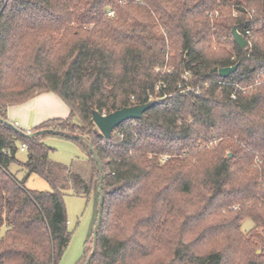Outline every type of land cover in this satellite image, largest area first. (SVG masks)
Returning a JSON list of instances; mask_svg holds the SVG:
<instances>
[{
  "label": "trees",
  "instance_id": "16d2710c",
  "mask_svg": "<svg viewBox=\"0 0 264 264\" xmlns=\"http://www.w3.org/2000/svg\"><path fill=\"white\" fill-rule=\"evenodd\" d=\"M46 93L70 116L29 132L62 135L6 123L9 107ZM151 101L109 139L92 120ZM0 118V264L60 263L67 192L93 203L87 262L101 176L89 145L104 175L90 264H264V0H2ZM46 135L74 141L92 174L85 160L53 162ZM23 145L18 180L9 168ZM31 175L51 190H28Z\"/></svg>",
  "mask_w": 264,
  "mask_h": 264
},
{
  "label": "rangeland",
  "instance_id": "374dc122",
  "mask_svg": "<svg viewBox=\"0 0 264 264\" xmlns=\"http://www.w3.org/2000/svg\"><path fill=\"white\" fill-rule=\"evenodd\" d=\"M217 16L218 13H214V17ZM20 127L24 130L27 129L24 126ZM44 142L53 149L52 153L50 154V159L53 162L71 167L75 161L85 160V162L81 165V172L85 176L92 174L91 166L87 163L88 157L74 141L55 135H46ZM27 156V152H18L17 162L13 163L9 168L10 172L13 173L18 180H23L27 174V172L20 166L21 163H24L27 160ZM228 156L232 157V154H229ZM260 165L261 161L259 158H257L256 166L259 168ZM25 187L28 190L34 191L51 190L50 185L37 175H31L26 181ZM64 204L68 218V229L72 233V237L69 246L66 249L59 264H80L84 258L87 241L93 226V203L85 196H77L73 192H67L64 196ZM253 226L254 223L252 220L247 219L242 223L241 230L244 234H247L253 228ZM257 254H263V250L259 249Z\"/></svg>",
  "mask_w": 264,
  "mask_h": 264
},
{
  "label": "water",
  "instance_id": "95a60500",
  "mask_svg": "<svg viewBox=\"0 0 264 264\" xmlns=\"http://www.w3.org/2000/svg\"><path fill=\"white\" fill-rule=\"evenodd\" d=\"M232 35L233 38L236 42V44L241 48H246L249 46V41L237 30V27H234L232 29ZM238 65L231 66V67H226V68H221L219 69V75L222 78H227L231 74L235 73L238 70ZM154 106V102H148L146 104H140V105H135L131 107H125L123 109L117 110L115 112H112L110 114H101L98 111H94L92 115V120L97 126L98 130L101 132V134L106 138L109 139L112 136L113 131L119 127L121 124L130 121V120H137L140 119L149 109H151ZM0 122H5L0 118ZM6 123L12 127H16L14 123L10 121H6ZM28 137H34L40 134H45V133H52V134H58L62 135V133H59L54 130H41L35 133H30L26 131ZM68 137L69 135L66 134ZM79 139L84 140L85 142L86 139H84L82 136H78ZM89 149L94 156L95 162L98 165L99 171H100V205H99V217H98V224L95 227V233H94V247L91 256L88 258L87 262L85 264H90L91 260L95 254V250L97 247V239H98V234H97V228L100 223V220L102 218L103 214V207H104V197H103V180H104V175H103V166L97 157L94 149L89 145Z\"/></svg>",
  "mask_w": 264,
  "mask_h": 264
},
{
  "label": "crops",
  "instance_id": "0c3cea01",
  "mask_svg": "<svg viewBox=\"0 0 264 264\" xmlns=\"http://www.w3.org/2000/svg\"><path fill=\"white\" fill-rule=\"evenodd\" d=\"M58 111V112H57ZM70 116L68 106L54 93H46L30 101L9 107L8 119L17 126L32 131L43 123L54 119H67Z\"/></svg>",
  "mask_w": 264,
  "mask_h": 264
},
{
  "label": "built area",
  "instance_id": "2783aa9c",
  "mask_svg": "<svg viewBox=\"0 0 264 264\" xmlns=\"http://www.w3.org/2000/svg\"><path fill=\"white\" fill-rule=\"evenodd\" d=\"M1 1H2V0H0V2H1ZM108 16H109V17H113V16H114V12H112V11L109 12V13H108ZM243 36H244V35H243ZM244 37H245V36H244ZM245 38L248 40L247 37H245ZM248 41H249V40H248ZM186 78H187V76L185 77V79H186ZM238 88H239L240 90H244V89H242V88H240V87H238ZM238 88H237V89H238ZM233 97H234V99H236V96H235V95H233ZM28 132H29V131H28ZM26 150H27V146H26V145H23L22 148H21V151L25 152Z\"/></svg>",
  "mask_w": 264,
  "mask_h": 264
}]
</instances>
